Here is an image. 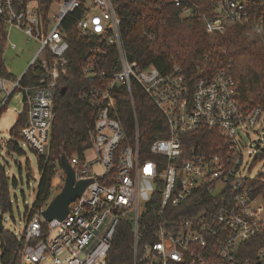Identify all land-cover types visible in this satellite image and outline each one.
<instances>
[{
    "label": "built area",
    "instance_id": "built-area-1",
    "mask_svg": "<svg viewBox=\"0 0 264 264\" xmlns=\"http://www.w3.org/2000/svg\"><path fill=\"white\" fill-rule=\"evenodd\" d=\"M80 9L81 34L100 36L91 52L104 54V43L115 46L120 67L111 80L81 95L94 107L90 148L97 157L89 161L84 154L69 160L77 180L93 182L70 204L64 219L48 220L43 210H36L27 215L20 235L10 231L12 246L0 237V264H108L123 221L132 227V264H264V171H253L260 159L253 149L264 157L263 138L249 145L245 140L247 130L261 121L264 102H245L229 68L195 78L179 65L164 73L155 65L142 67L130 60L115 0H51L46 16L37 0L24 6L0 0L4 50L17 48L8 43L13 29L40 45L20 78L0 74V116L21 90L27 121L20 135L37 154L48 153L55 97L68 71L70 44L63 22ZM183 14L194 15L196 10L186 6ZM202 18L207 32L216 34L247 24L250 14L244 0H217L213 12ZM256 31H262L260 25ZM37 66L45 76L34 85L23 84L27 70ZM84 72L96 74L92 62ZM133 82L167 120L168 134L147 148L141 144L139 129L128 141L113 115L117 86L126 85L131 92ZM202 128L212 131L210 138L195 142L186 138ZM97 162L104 168L100 174L93 170ZM259 243L263 245L257 248Z\"/></svg>",
    "mask_w": 264,
    "mask_h": 264
},
{
    "label": "trees",
    "instance_id": "trees-1",
    "mask_svg": "<svg viewBox=\"0 0 264 264\" xmlns=\"http://www.w3.org/2000/svg\"><path fill=\"white\" fill-rule=\"evenodd\" d=\"M16 1L24 6L29 0ZM37 1L46 16L51 0ZM176 1L115 0L122 20L123 44L129 59L137 61L142 67L155 65L164 73L179 65L183 72L195 78L210 76L222 68H229L237 82L240 97L245 102H264V0H244L250 21L245 25H233L224 33L216 34L207 32L202 15L212 13L217 0H186L189 3L181 0L182 5H177ZM186 6L194 8L196 14L184 15ZM81 16L82 10H76L63 22L64 34L70 44L67 53L68 71L62 76L55 97V118L48 153L39 154L41 179L32 213L43 210L55 190L61 188L54 186L53 182L62 172V155L66 154L69 159L73 156L83 158L91 147L90 133L95 123L94 107L91 102L82 99V91L101 85L104 80H111L113 74L120 69L115 46L104 43V54L95 56L91 52L100 36L81 34L77 27ZM258 25L262 28L261 32L256 31ZM5 42L4 36H1L0 74L11 76L3 57ZM91 62L96 74L87 76L84 68ZM44 76L45 72L40 66L31 67L23 77V84L34 85ZM63 87H66L64 93L61 92ZM116 90L119 94L113 115L122 123L128 141L135 139L137 129L143 148L168 134L164 114L137 82L132 83L131 92L126 85L117 86ZM26 121L27 113L24 109L11 129L12 136L21 137L20 130ZM211 132L202 128L188 133L186 138L191 142L205 140L210 138ZM8 146L23 153L14 141H10ZM8 182L9 178L0 165V209L4 213L12 208ZM150 212L154 213L155 210ZM181 213L185 215L188 211ZM0 237L10 243L13 241V235L8 230L0 232ZM262 245L263 243H259L256 247ZM132 247L131 224L123 221L117 229L108 264H132Z\"/></svg>",
    "mask_w": 264,
    "mask_h": 264
},
{
    "label": "rangeland",
    "instance_id": "rangeland-1",
    "mask_svg": "<svg viewBox=\"0 0 264 264\" xmlns=\"http://www.w3.org/2000/svg\"><path fill=\"white\" fill-rule=\"evenodd\" d=\"M53 9H56L53 6ZM8 43H15L16 49L7 47L4 50V61L8 72L11 74L12 80L20 78L28 68L31 60L35 56L39 48V43L32 37L25 35L17 29L10 30ZM25 102L23 92L17 90L14 97L8 104V108L0 116V165L9 178L8 187L12 208L3 213V225L5 230L20 235L26 225L27 215L32 212L41 172L39 169V154H37L22 137H14L11 129L15 125L18 113L24 111ZM245 134V140L249 145L250 142L259 136L263 138L262 148H264V113L260 122L254 127H250ZM10 141H14L19 145L23 153H20L14 147L8 146ZM251 149V148H250ZM260 150L253 149V155H260V159L254 166V173L264 171V157L259 154ZM264 152V151H263ZM87 160L91 161L97 157V153L93 149L86 152ZM93 170L100 174L104 168L100 162L94 163ZM65 173H59L54 179V186L61 187L64 184ZM16 182V183H15ZM61 188L56 189L53 196L57 194ZM0 209V213H1Z\"/></svg>",
    "mask_w": 264,
    "mask_h": 264
},
{
    "label": "water",
    "instance_id": "water-1",
    "mask_svg": "<svg viewBox=\"0 0 264 264\" xmlns=\"http://www.w3.org/2000/svg\"><path fill=\"white\" fill-rule=\"evenodd\" d=\"M65 91L66 87H63L61 92L64 93ZM60 166L65 173L64 184L61 190L52 197L42 211L43 216L48 220L54 218L64 219L69 213L70 204L81 197L86 187L93 182L92 179H76L75 169L66 154L62 155ZM3 213V211L0 213V232L5 229L3 225Z\"/></svg>",
    "mask_w": 264,
    "mask_h": 264
}]
</instances>
